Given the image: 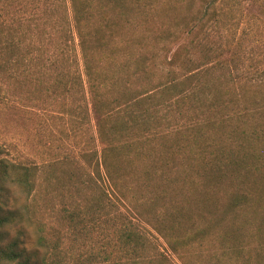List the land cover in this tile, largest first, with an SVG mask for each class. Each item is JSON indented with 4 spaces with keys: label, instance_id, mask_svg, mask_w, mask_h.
<instances>
[{
    "label": "trees",
    "instance_id": "1",
    "mask_svg": "<svg viewBox=\"0 0 264 264\" xmlns=\"http://www.w3.org/2000/svg\"><path fill=\"white\" fill-rule=\"evenodd\" d=\"M146 1L0 0V100L45 89L88 133L61 215L115 235L109 264H264V0H188L168 44ZM221 4L259 14L238 34ZM41 172L0 158V264H36L8 241L19 222L48 246Z\"/></svg>",
    "mask_w": 264,
    "mask_h": 264
},
{
    "label": "rangeland",
    "instance_id": "2",
    "mask_svg": "<svg viewBox=\"0 0 264 264\" xmlns=\"http://www.w3.org/2000/svg\"><path fill=\"white\" fill-rule=\"evenodd\" d=\"M152 1L154 0L146 2L150 4ZM164 1V7L162 6L160 12L150 18L148 27L153 31L161 27L164 31L161 34L162 39L166 37V44H168L167 31L169 29L175 31L176 23H178L176 19L184 16L188 0ZM221 7L225 9V12H222L220 17L223 14L228 15L227 21L231 23H233L231 19L239 18V23H235L239 25L238 34H241L244 29L247 30L248 24H252L254 17L259 14L255 6L250 9L246 4L242 5L244 8H237L234 11L230 8L226 9L223 4ZM247 9H250V12ZM236 12L239 16L233 17ZM148 18L143 15L139 22H146ZM148 27L139 26L137 32L142 33L145 28V35L152 36V32H147ZM226 29L230 28L226 26ZM3 90L8 94L7 87ZM5 92L2 93L3 96ZM14 101L16 103L6 105L0 100V158L37 166L42 170L43 173L41 172L38 178L39 193L37 194L39 196L33 202V209L35 219L47 230L45 237L48 239V246H41L38 243L35 228L25 221L7 229L8 241L18 239L20 247L27 251L36 264H109L114 262L118 257L117 247L114 242L111 248L108 247V239L109 237L113 239L114 234L111 236L112 233L99 232L94 235L85 233L76 235L77 233L68 228L61 215L62 206L66 201L67 205L71 206L67 194L71 183L65 171L71 172L75 166L73 164L81 160L82 153L88 147V133L82 129L75 134L72 119L69 115L62 114L63 108L49 98L45 89L25 88L23 98ZM62 195H65L66 201ZM1 201H4V198ZM2 208L4 216H8V207L5 205ZM152 233L159 238L161 250L168 249L164 240L155 232L152 231ZM106 249L113 252L112 260L107 257Z\"/></svg>",
    "mask_w": 264,
    "mask_h": 264
}]
</instances>
